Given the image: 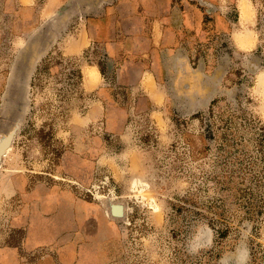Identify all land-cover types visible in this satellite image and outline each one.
Returning a JSON list of instances; mask_svg holds the SVG:
<instances>
[{"label": "rangeland", "instance_id": "obj_1", "mask_svg": "<svg viewBox=\"0 0 264 264\" xmlns=\"http://www.w3.org/2000/svg\"><path fill=\"white\" fill-rule=\"evenodd\" d=\"M63 3L0 0V142L15 132L0 168V264H264V0H110L125 25L141 13L142 41L157 10L191 70L166 79L162 132L136 109L143 100L117 89L136 106L134 145L149 168L139 182L105 173L91 185L55 173L67 148L60 129L81 99L79 61L59 50L76 18ZM87 58L110 75L116 66L100 43ZM6 176H22L26 189L7 197ZM42 183L84 200L104 236L75 251L41 246V228L29 230Z\"/></svg>", "mask_w": 264, "mask_h": 264}, {"label": "crops", "instance_id": "obj_2", "mask_svg": "<svg viewBox=\"0 0 264 264\" xmlns=\"http://www.w3.org/2000/svg\"><path fill=\"white\" fill-rule=\"evenodd\" d=\"M20 1L33 5L36 0ZM65 4L75 7L71 11L76 18L68 27L69 33L61 39L59 50L65 58L79 61L81 99L60 129V140L67 148L55 173L88 185L97 174L105 173L112 174L120 183L139 182L149 164L145 152L134 145L129 109L136 106L122 105L123 99L116 96L117 89H125L133 101L143 100L144 105L138 104L136 109L145 110L152 124L162 132L171 108V90L166 79L182 78L191 70L189 62L179 59L180 44L175 42L174 28L157 16V10L142 41L139 30L143 26L141 21L136 22L140 12L130 13L133 18H129L134 21L125 25L115 20L120 7L111 6L110 0H65L60 6ZM96 43L106 45L116 63L111 75L99 62L87 58ZM112 140L119 143V149ZM1 180L7 181L2 190L7 197L26 189L22 176H6ZM40 200L41 215L33 218L29 232L34 234L41 228V236H37L41 237V246L58 245L75 251L78 245H87L88 238L99 240L104 236L102 227H94V223L105 221L90 215L86 202L60 184L42 183ZM40 219L39 227L34 222L38 224Z\"/></svg>", "mask_w": 264, "mask_h": 264}, {"label": "water", "instance_id": "obj_3", "mask_svg": "<svg viewBox=\"0 0 264 264\" xmlns=\"http://www.w3.org/2000/svg\"><path fill=\"white\" fill-rule=\"evenodd\" d=\"M20 73V71H19ZM25 81H24V76L23 74L19 75V85H20V89H23V85H24ZM20 105L22 104V102H18ZM15 139V132L9 133L8 135H6L0 142V167L3 163V159L5 157V155L7 154V151L9 150V148H11L13 142ZM116 213L118 215L122 214V208H116L115 209Z\"/></svg>", "mask_w": 264, "mask_h": 264}, {"label": "bare ground", "instance_id": "obj_4", "mask_svg": "<svg viewBox=\"0 0 264 264\" xmlns=\"http://www.w3.org/2000/svg\"><path fill=\"white\" fill-rule=\"evenodd\" d=\"M243 42V41H242Z\"/></svg>", "mask_w": 264, "mask_h": 264}]
</instances>
